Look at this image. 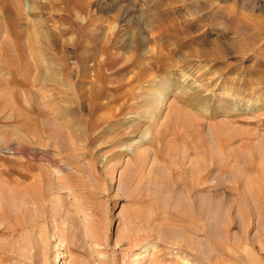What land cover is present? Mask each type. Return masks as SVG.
<instances>
[{"label":"rangeland","instance_id":"rangeland-1","mask_svg":"<svg viewBox=\"0 0 264 264\" xmlns=\"http://www.w3.org/2000/svg\"><path fill=\"white\" fill-rule=\"evenodd\" d=\"M0 264H264V0H0Z\"/></svg>","mask_w":264,"mask_h":264},{"label":"bare ground","instance_id":"bare-ground-1","mask_svg":"<svg viewBox=\"0 0 264 264\" xmlns=\"http://www.w3.org/2000/svg\"><path fill=\"white\" fill-rule=\"evenodd\" d=\"M27 66V65H26Z\"/></svg>","mask_w":264,"mask_h":264}]
</instances>
